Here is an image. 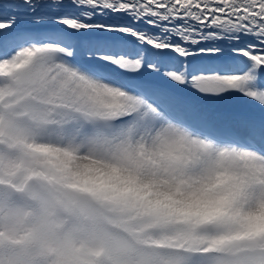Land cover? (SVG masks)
<instances>
[{
  "label": "clouds",
  "instance_id": "clouds-1",
  "mask_svg": "<svg viewBox=\"0 0 264 264\" xmlns=\"http://www.w3.org/2000/svg\"><path fill=\"white\" fill-rule=\"evenodd\" d=\"M52 102L0 131V264H240L264 237V158L137 119L123 93Z\"/></svg>",
  "mask_w": 264,
  "mask_h": 264
},
{
  "label": "snow or ice",
  "instance_id": "snow-or-ice-1",
  "mask_svg": "<svg viewBox=\"0 0 264 264\" xmlns=\"http://www.w3.org/2000/svg\"><path fill=\"white\" fill-rule=\"evenodd\" d=\"M93 90L264 158V0H0V131ZM236 246L264 264V237Z\"/></svg>",
  "mask_w": 264,
  "mask_h": 264
},
{
  "label": "rangeland",
  "instance_id": "rangeland-1",
  "mask_svg": "<svg viewBox=\"0 0 264 264\" xmlns=\"http://www.w3.org/2000/svg\"><path fill=\"white\" fill-rule=\"evenodd\" d=\"M210 107L214 108V110H223L225 106L217 105V106H210Z\"/></svg>",
  "mask_w": 264,
  "mask_h": 264
}]
</instances>
